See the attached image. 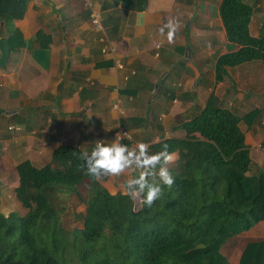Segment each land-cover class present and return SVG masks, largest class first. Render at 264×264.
<instances>
[{
	"label": "crops",
	"instance_id": "crops-1",
	"mask_svg": "<svg viewBox=\"0 0 264 264\" xmlns=\"http://www.w3.org/2000/svg\"><path fill=\"white\" fill-rule=\"evenodd\" d=\"M88 1L28 0L22 18L0 20V38L10 44L20 32L24 41L10 45L9 59L0 66V172H15L14 188L20 162L42 167L64 143L83 150L122 129L131 144L142 140L150 147L184 137L180 125L200 114L213 92L241 115L259 109L256 120L242 121L241 128L252 171L264 170V63L229 68V76L216 82L217 59L238 49L226 35L222 0L129 1L133 6L92 0L102 11L105 44L91 22ZM170 18L179 23L172 43L158 31ZM253 20L251 32L259 36ZM131 175L101 183L110 193H121Z\"/></svg>",
	"mask_w": 264,
	"mask_h": 264
},
{
	"label": "trees",
	"instance_id": "trees-1",
	"mask_svg": "<svg viewBox=\"0 0 264 264\" xmlns=\"http://www.w3.org/2000/svg\"><path fill=\"white\" fill-rule=\"evenodd\" d=\"M129 1L124 5L133 6ZM27 2L0 0V20L22 18ZM219 9L227 38L238 49L217 59L218 83L229 76V68L264 63V30L254 36L250 27L254 5L222 0ZM9 40L12 48L24 43L20 32ZM50 42L48 38L43 46ZM258 115V108L235 112L213 92L202 112L180 125L184 137L153 144L152 152L167 143L178 159L169 166L174 185L151 208L136 209L135 199L112 194L86 176L76 155L82 149L76 145L61 144L42 167L20 162L15 192L27 212L0 211V264H230L223 245L264 221V170L252 171L241 128L242 121ZM74 194L86 211L83 227L68 230L59 202ZM238 264H264V240L249 241Z\"/></svg>",
	"mask_w": 264,
	"mask_h": 264
},
{
	"label": "clouds",
	"instance_id": "clouds-1",
	"mask_svg": "<svg viewBox=\"0 0 264 264\" xmlns=\"http://www.w3.org/2000/svg\"><path fill=\"white\" fill-rule=\"evenodd\" d=\"M178 28V21L170 18L158 31L168 43H172ZM124 138L130 139V136L118 132L114 138L95 140L90 148L76 153L80 168L96 181L133 172L120 185V194L151 208L163 196L165 189H171L175 183L176 176L168 165L178 159V153L169 151L167 143L152 152L149 143L141 140L127 144L122 142Z\"/></svg>",
	"mask_w": 264,
	"mask_h": 264
},
{
	"label": "rangeland",
	"instance_id": "rangeland-1",
	"mask_svg": "<svg viewBox=\"0 0 264 264\" xmlns=\"http://www.w3.org/2000/svg\"><path fill=\"white\" fill-rule=\"evenodd\" d=\"M247 1L251 2L255 7L253 33L258 34L259 32H262L264 30V0ZM249 88L252 89V85H250ZM257 88L258 90H260V86H258ZM250 91L252 92V90ZM252 104L254 103H249V105ZM252 166L254 167L253 164L251 165V167ZM7 174L11 175L8 177V179L5 176ZM5 175L0 172V182H2L4 178L3 176H5L4 182L0 183V211L5 214H9L10 212L15 211L20 215H24L27 212V209L24 208L18 200L14 188L16 182L15 172L12 170ZM59 203L61 204L60 207L64 208L62 216L66 228L68 230H72L75 228L83 227V216L86 211V204L75 194L65 196V198H61ZM135 203L136 209H139L141 207V204L137 200H135ZM251 240H264V222H258L252 225L250 228L243 229L241 233L231 237L223 245L222 251L228 257L230 264H238L242 250L244 249L245 245Z\"/></svg>",
	"mask_w": 264,
	"mask_h": 264
},
{
	"label": "built area",
	"instance_id": "built-area-1",
	"mask_svg": "<svg viewBox=\"0 0 264 264\" xmlns=\"http://www.w3.org/2000/svg\"><path fill=\"white\" fill-rule=\"evenodd\" d=\"M88 5H89V7L91 9V22H92L94 28L101 33V35L99 37V40L103 44H105L107 39H106V36H105V33H104V25H103V15H102V11L99 8H96L94 6V2L92 0H89L88 1ZM160 46L161 45H158V48H160ZM108 49L109 48H108L107 45H104L102 47V50L105 53L109 51ZM123 132L127 133L130 136V133L127 130H125V129H122L121 131H119V133H123ZM125 139H128V138H124V139H122V141L125 140Z\"/></svg>",
	"mask_w": 264,
	"mask_h": 264
},
{
	"label": "water",
	"instance_id": "water-1",
	"mask_svg": "<svg viewBox=\"0 0 264 264\" xmlns=\"http://www.w3.org/2000/svg\"><path fill=\"white\" fill-rule=\"evenodd\" d=\"M0 51H1L0 66H5L10 56V44L6 37L0 38ZM161 80L162 79L158 81L159 84Z\"/></svg>",
	"mask_w": 264,
	"mask_h": 264
}]
</instances>
